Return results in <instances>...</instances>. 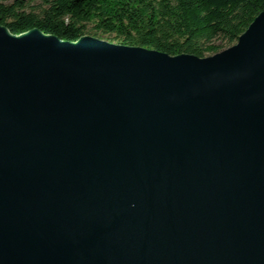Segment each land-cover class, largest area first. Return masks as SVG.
Listing matches in <instances>:
<instances>
[{
  "label": "water",
  "instance_id": "95a60500",
  "mask_svg": "<svg viewBox=\"0 0 264 264\" xmlns=\"http://www.w3.org/2000/svg\"><path fill=\"white\" fill-rule=\"evenodd\" d=\"M0 264H264V12L205 58L0 25Z\"/></svg>",
  "mask_w": 264,
  "mask_h": 264
},
{
  "label": "trees",
  "instance_id": "16d2710c",
  "mask_svg": "<svg viewBox=\"0 0 264 264\" xmlns=\"http://www.w3.org/2000/svg\"><path fill=\"white\" fill-rule=\"evenodd\" d=\"M264 0H0V25L205 58L236 44Z\"/></svg>",
  "mask_w": 264,
  "mask_h": 264
},
{
  "label": "rangeland",
  "instance_id": "374dc122",
  "mask_svg": "<svg viewBox=\"0 0 264 264\" xmlns=\"http://www.w3.org/2000/svg\"><path fill=\"white\" fill-rule=\"evenodd\" d=\"M101 40H104V41H109L108 39H106V38H104V39H101ZM229 48V47H228ZM228 48H226V49H228ZM212 56V55H211ZM209 57V56H208Z\"/></svg>",
  "mask_w": 264,
  "mask_h": 264
}]
</instances>
